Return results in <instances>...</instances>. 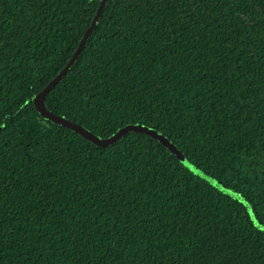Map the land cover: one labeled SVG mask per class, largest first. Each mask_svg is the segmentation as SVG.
<instances>
[{
  "label": "trees",
  "instance_id": "obj_1",
  "mask_svg": "<svg viewBox=\"0 0 264 264\" xmlns=\"http://www.w3.org/2000/svg\"><path fill=\"white\" fill-rule=\"evenodd\" d=\"M100 1L0 0V264H264V234L162 144L36 112ZM45 105L98 138L160 133L264 221V0H104Z\"/></svg>",
  "mask_w": 264,
  "mask_h": 264
},
{
  "label": "water",
  "instance_id": "obj_2",
  "mask_svg": "<svg viewBox=\"0 0 264 264\" xmlns=\"http://www.w3.org/2000/svg\"><path fill=\"white\" fill-rule=\"evenodd\" d=\"M104 0L100 1V4L98 6V9L95 13L94 18L91 21L90 26L86 29L84 32L75 52L73 53L72 57L64 66V68L53 78L44 88L41 92L36 94L30 101L32 102L36 112L39 114L41 118L44 120L49 121L53 125H58L62 128H66L68 130L73 131L75 134L79 135L82 139L90 142L91 144L97 146V147H107L108 145L115 144L121 137H123L128 132H134V133H140L145 134L147 136H150L160 144H162L165 148H167L171 154H173L182 164L183 162H187V160L184 158L182 153H180L176 148L170 144L160 133L155 132L152 129H149L147 127L141 126V125H127L123 128L118 129L115 134L112 136H109L107 138H98L97 136L93 135L86 129L68 121L64 117L54 115L52 112H50L46 105H45V97L49 93V91L55 87V85L61 80L62 77L67 73V71L71 68L72 64L77 60L78 55L80 51L82 50L88 36L90 35L91 31L95 26L98 24L100 14L102 11ZM189 163V162H188ZM254 218V217H253Z\"/></svg>",
  "mask_w": 264,
  "mask_h": 264
},
{
  "label": "snow or ice",
  "instance_id": "obj_3",
  "mask_svg": "<svg viewBox=\"0 0 264 264\" xmlns=\"http://www.w3.org/2000/svg\"><path fill=\"white\" fill-rule=\"evenodd\" d=\"M115 3H119V0H114ZM26 103V101H25ZM5 123H0V131L5 128ZM183 167L188 170L192 177L198 178L202 182H206V187L210 186L211 189H215L217 194H222L223 198L231 199L237 207H241V211L245 212L246 222L250 228H254L260 234H264V221H260L259 216L253 218L255 211L254 205L251 203V198L240 191L229 188L227 184H221L218 179L207 174L206 171H200L197 167L188 162H183Z\"/></svg>",
  "mask_w": 264,
  "mask_h": 264
}]
</instances>
